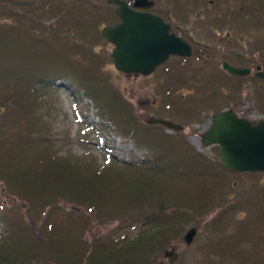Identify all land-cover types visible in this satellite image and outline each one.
Listing matches in <instances>:
<instances>
[{
  "label": "trees",
  "instance_id": "1",
  "mask_svg": "<svg viewBox=\"0 0 264 264\" xmlns=\"http://www.w3.org/2000/svg\"><path fill=\"white\" fill-rule=\"evenodd\" d=\"M150 11L182 25L179 33H205L197 41L230 44L224 53L235 63L264 62L234 51L246 46V36L264 49V0H154ZM114 20L107 0H0V182L21 202L0 203V264H154L187 224L216 206L222 209L217 220L207 223L209 244L219 251L216 261L264 264V205L236 222L232 233L227 230L226 216L242 212L248 201L230 197L231 173L238 171L159 125H145L108 79L109 55L97 45L105 42L101 26ZM173 70L172 85L194 76L210 81L214 95L222 83L234 94L243 78L258 80L230 76L196 53ZM60 89L81 126L93 102L100 117L93 131L103 153L113 148L109 122L146 153L103 161L70 147L61 153L57 144L66 136L47 128L52 114L40 111L47 93ZM254 89L264 109V90ZM222 94L215 100L223 101ZM102 223L113 226L89 239L87 231Z\"/></svg>",
  "mask_w": 264,
  "mask_h": 264
},
{
  "label": "rangeland",
  "instance_id": "2",
  "mask_svg": "<svg viewBox=\"0 0 264 264\" xmlns=\"http://www.w3.org/2000/svg\"><path fill=\"white\" fill-rule=\"evenodd\" d=\"M200 32H196V35H200ZM246 46L243 48L236 47L234 51L237 53L244 54L247 56H255L258 57L259 60L264 61V49H257L251 43L252 37L246 36ZM102 48L105 53H108L109 57H106L107 65L105 68L106 75L113 86L129 101L133 110L135 111L138 118L145 123V125H159L163 128L168 136L176 138L177 135L182 137V139L186 142V144H191L200 153H203L212 161L220 160L218 155V146L209 145L204 146L202 142L197 145L194 140H199L202 132L205 129L208 118L210 114L214 111V109L219 108L223 105H230L234 109H236L241 115H245L250 119H258L260 117H264V109L260 108L259 97L255 92L254 85L260 90H264V84L259 81L262 78H243L242 83L239 88H235L234 94H230L232 91L230 89V85L227 83H222L223 88L217 89V93L222 94V90L224 94H222V100L220 102H216L219 100H212L213 98H217V93L214 95V89L210 90V81H204V83H200V79L191 77L188 83L184 78L180 80L178 83L175 79H173V83H176L175 91L172 92L173 95L165 94L168 92L167 85L172 81L169 77H173V75H169L173 70L169 73H166L167 67L166 65L158 66V69L150 74V75H134V74H124L123 72L118 71L113 61L110 57V51L113 47V44L110 42H104L97 45V48ZM221 50V48L219 49ZM217 53H222L219 51ZM107 56V55H106ZM253 60L250 61V64H246V62L241 59L238 64L241 65H250L251 67H255V62L252 63ZM170 62H174L170 61ZM201 62V61H200ZM199 62V63H200ZM220 64V61H217ZM259 63V62H258ZM264 64V62L262 63ZM264 72L263 67L259 69ZM177 72V70H176ZM169 75V77H168ZM169 82V83H168ZM212 98V99H211ZM69 96L63 89L58 91H51L47 93L44 98L45 104H42L40 111L43 112H51V116L47 123V128L51 126L53 131H58L63 133L64 136V144H57V147L60 149V152L67 151V147H70L71 151L76 154H84L89 153L96 156L99 161L103 160L102 150L97 147L94 143V140L87 133L84 134L82 130H80L81 125H78L77 120L75 119L74 110L72 108V104L70 102ZM164 101L172 102L171 107L165 109L163 107ZM91 105L94 107L93 102ZM89 102V103H90ZM90 106V111L86 119V123L89 126L94 125L97 121V117L95 116V110ZM4 112V111H3ZM151 115H165L166 118H170L174 121H177L183 125V129L178 131L167 130L162 126V124L158 123H148L147 119ZM0 118H3L1 116ZM2 119H0L1 121ZM8 122V119H7ZM109 124H111L109 122ZM156 129V128H154ZM50 130V129H49ZM95 131L92 129V133ZM108 135V144L114 142L113 152L118 155V157H122V159L127 158H138L140 154H144L146 151L144 149H138L132 140L127 139L120 136L118 133L112 132V127L109 130ZM179 133V134H176ZM83 139L88 140V142L83 141ZM96 140V137H94ZM233 188L229 190L231 194V198H246L248 201L245 204L242 212H234V216L228 215L226 216V221L228 222L227 230L229 233H232L236 229V222L245 221L247 219L246 214H249L252 210L260 211L261 205H264V173L260 171V173H247V172H237L231 173ZM15 199L10 197L5 193L4 186H2L0 182V203L2 201L12 203ZM17 204H21L20 201H16ZM14 202V203H16ZM225 209V208H223ZM222 210V209H221ZM219 207H215L210 210L205 216L200 219L196 223H190L185 226L183 229L180 238L173 241V246L176 252H179L178 257L173 261L172 264H219L216 260L218 258V249H214L209 244V232L207 223H210L213 218L217 220L216 214L221 211ZM228 214V212L226 213ZM195 224L198 226V233L196 234L193 242L189 245H184L182 242V234L186 230V228ZM113 225L112 223H102L97 226H93L91 229L87 231V237L91 239L93 236L100 234L102 232H106ZM219 236V235H218ZM216 237V236H215ZM264 245V243H263ZM245 246V245H244ZM244 248V247H243ZM263 248V247H262ZM246 248L242 251L246 253ZM264 250V248H263ZM252 249L248 250L251 252ZM215 259V261H211ZM235 264H249V260L234 259ZM154 264H169L168 259L162 254L158 258V260Z\"/></svg>",
  "mask_w": 264,
  "mask_h": 264
},
{
  "label": "water",
  "instance_id": "3",
  "mask_svg": "<svg viewBox=\"0 0 264 264\" xmlns=\"http://www.w3.org/2000/svg\"><path fill=\"white\" fill-rule=\"evenodd\" d=\"M108 2L115 4L119 21L103 26L101 34L114 45L111 57L116 69L125 73L149 74L169 55H190V44L176 35L169 23L157 14L135 8L149 7L153 0H134L133 6L127 0ZM222 67L236 75L251 71L250 67L235 66L227 61L222 62ZM257 75L263 76V73ZM149 122H158L171 129L183 127L162 117H151ZM201 140L204 145H219L222 165L238 171L264 172V118L254 122L238 115L232 108L219 110L211 116ZM196 233L197 227L188 228L183 234L184 243L190 244ZM164 255L172 264L178 252L173 248L166 249Z\"/></svg>",
  "mask_w": 264,
  "mask_h": 264
},
{
  "label": "flooded vegetation",
  "instance_id": "4",
  "mask_svg": "<svg viewBox=\"0 0 264 264\" xmlns=\"http://www.w3.org/2000/svg\"><path fill=\"white\" fill-rule=\"evenodd\" d=\"M162 16L165 17L164 15H162ZM166 17H168V16H166ZM170 22L172 23L173 27L176 30H179V29L183 28L182 25L174 23L172 19H171ZM187 28H188V30L190 29V31H193L194 29H200L199 26H187ZM177 33L178 34H181L186 39L188 38L193 43V45H192V55L191 56L195 55V53L198 54V55L199 54H204L205 56H207V59H209V58L211 59L212 64L214 65V67H217V68L220 67V64H221V62L223 60H229L230 52L229 53H224V49L226 51H228V50L230 51V44L224 45V44H222V43H220L218 41H214V42L212 41V44H210L207 41H199V40L197 41L196 40L195 37H197V39H198L199 37L205 36V33H202V35L195 36V37L192 34L190 35V33H188V32L187 33L184 32V34L183 33H179V32H177ZM189 35L191 37H188ZM220 48H221V50H219ZM211 49H214V50L213 51H210ZM218 50L219 51H222V53H217ZM174 58H177V57L174 56ZM217 61H220V64H218ZM229 61L230 62H233L232 60H229Z\"/></svg>",
  "mask_w": 264,
  "mask_h": 264
},
{
  "label": "bare ground",
  "instance_id": "5",
  "mask_svg": "<svg viewBox=\"0 0 264 264\" xmlns=\"http://www.w3.org/2000/svg\"><path fill=\"white\" fill-rule=\"evenodd\" d=\"M194 142H195L197 145L199 144V140H196V139H195Z\"/></svg>",
  "mask_w": 264,
  "mask_h": 264
}]
</instances>
